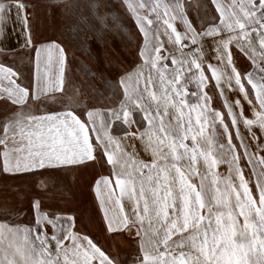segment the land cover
Masks as SVG:
<instances>
[{
  "label": "snow or ice",
  "instance_id": "6c2138e0",
  "mask_svg": "<svg viewBox=\"0 0 264 264\" xmlns=\"http://www.w3.org/2000/svg\"><path fill=\"white\" fill-rule=\"evenodd\" d=\"M41 7L0 0V46L14 52L7 41L19 25L34 62L25 77L0 61V173L38 188L57 172L84 173L97 230L83 212L39 195L27 204L17 197L21 207L5 196L0 264H264V0H121L141 42L130 63L105 55L114 64L100 73L110 95L98 91L104 99L92 102L66 87L71 45L42 42L34 28ZM48 7L71 14L74 38L99 60L86 32L97 31L93 18L104 23L98 10L108 5ZM240 56L253 71L238 68ZM221 163L227 176L216 171Z\"/></svg>",
  "mask_w": 264,
  "mask_h": 264
},
{
  "label": "rangeland",
  "instance_id": "374dc122",
  "mask_svg": "<svg viewBox=\"0 0 264 264\" xmlns=\"http://www.w3.org/2000/svg\"><path fill=\"white\" fill-rule=\"evenodd\" d=\"M38 2L43 5V7L37 11V20L40 24H44V27L42 29V27L38 28L34 25V28H37L38 31L42 29L43 33H39L42 42H49V40L52 39L58 42L63 41L65 45H71V52L68 56L69 63L66 70V74L71 76L66 84L69 93L72 94L73 90H76L81 94V99L86 102H92L94 96L102 101L104 97L98 96V91L104 92L105 96H107L110 95V90L106 88L100 73L104 72V74L107 75L111 67L114 66V64L110 65L108 60L104 59L105 55L108 56L109 60L114 61L118 56L124 64L130 63L137 53L138 43L141 42V37L138 34L130 13H128L125 8L121 7V0H101V3L107 4L108 7H102L98 11L100 15L106 16V20L104 23H101L98 19L93 18L92 25L97 31L86 32V38L89 42L95 37V47H98L100 52V59L98 60L95 48L89 51L87 45H81L79 41L74 38V29L76 25L73 22L71 14L65 12L62 8L48 7L50 4L56 5L62 3V0H38ZM88 2H90V0H79L81 4ZM192 2L195 3L196 0H192ZM85 14H89L87 9H85ZM191 14L195 16V10H193ZM177 26L178 28L180 27L179 22H177ZM100 33H103L104 39H100ZM81 38H85V34H82ZM166 48H168L169 51L172 50L171 47L167 45V42ZM31 55L32 53L28 50L24 52L22 56L25 57L24 60L30 63ZM3 57V55H0V61L9 63V60ZM10 65L23 71L25 77L31 73L30 68H27L28 65L26 64L16 66L12 63ZM237 66L240 70L245 72L253 71L251 62L247 61L243 56L237 58ZM80 81L83 83H80ZM212 84H214V82H211L206 89L210 93L213 91ZM81 85H84V87L82 88ZM4 111V102L0 101V116L3 115ZM138 115L139 117L136 118L137 124L144 123L141 114L138 113ZM219 140L223 142V137ZM129 151H131V149H129ZM243 164L244 162H242V166ZM217 167L219 169V174L222 176L228 174L227 163H221ZM244 171L247 177L250 169L245 167ZM84 175V173L78 175L72 170L57 172L51 175L46 188H38L33 184L31 177H25L23 180L20 178L13 179L11 177L6 178L3 173H0V208L4 206L3 198L5 196L9 197L10 203H14L16 207H21L20 201L16 199L17 197H20L24 204H27L29 199L39 195L46 205L73 208L78 212H83L86 220L89 221L91 230L95 232L97 229L95 227L94 196L93 194H89L87 188L83 186V184H85ZM68 177H72L73 179L69 181ZM233 179H235V177H233ZM5 185L9 187H5ZM4 218L5 217L0 215V219ZM28 219H30V217L21 215L17 222L27 223ZM101 239L106 242L107 245L117 248L121 256L130 253V249L123 242H114L110 236H101Z\"/></svg>",
  "mask_w": 264,
  "mask_h": 264
},
{
  "label": "crops",
  "instance_id": "0c3cea01",
  "mask_svg": "<svg viewBox=\"0 0 264 264\" xmlns=\"http://www.w3.org/2000/svg\"><path fill=\"white\" fill-rule=\"evenodd\" d=\"M37 14H38V12H37ZM37 19H38V17H37ZM36 19V21H35V24L34 25H36L38 28L39 27H42V29H43V27H44V24H40L39 23V21ZM42 29L39 31V33H43L42 32ZM58 42V41H57ZM7 43L8 44H10L11 45V47H12V49H14V52H7V53H5L4 51H3V48H2V46H0V55H3L4 57L3 58H5V57H7V58H5L6 60H9V63H6V64H8V65H10V64H14V65H16V66H22L23 64H26V65H28L27 66V68H30V74L29 75H27L26 77H30L31 76V74H32V72L34 71V62H28L27 60H24L25 59V57H23L22 55H23V53L24 52H26V51H28L29 49L28 48H22L21 47V45H23V43H24V36H23V34L20 32V29H19V25H17V32H16V34L15 35H12L11 37H10V39L7 41ZM31 57H32V55H31ZM247 59V58H246ZM247 61H249L248 59H247ZM5 63V62H4ZM213 63H215V62H213ZM66 77H67V82L70 80V77L71 76H68L67 74H66ZM28 82V80L26 79V80H24V83H27ZM80 83H83L82 81H80ZM81 87L83 88L84 87V85L82 86L81 85ZM227 95L229 96V99H231L232 97H233V94L231 93V92H228L227 93ZM221 104H222V101L219 99V98H215V104H214V107H216V108H220L221 107ZM58 107V106H57ZM58 110H60L59 108H58ZM137 114H138V112H137ZM140 114V113H139ZM145 123V122H144ZM134 126H136V125H134ZM208 131H211V129H209ZM222 130L219 128V127H217V129H216V139H217V141L218 142H220V138H221V136H220V132H221ZM121 136H122V134H120ZM126 143H131V141H126ZM188 143H190V141H188ZM129 150V149H128ZM137 151L139 152V155H140V158H142V159H148V156L139 148V145H137ZM201 166H202V162H201ZM216 171L218 172L219 171V169H218V167L216 168ZM219 173V172H218ZM228 174H226L225 176H227ZM68 179H69V181H70V179H73L72 177L70 178V177H68ZM68 181V182H69ZM83 186H85L86 188H87V190H88V186L86 185V183L85 184H83ZM69 187H70V183H69ZM88 193L89 194H93V196H94V193H92V192H90L89 190H88Z\"/></svg>",
  "mask_w": 264,
  "mask_h": 264
},
{
  "label": "trees",
  "instance_id": "16d2710c",
  "mask_svg": "<svg viewBox=\"0 0 264 264\" xmlns=\"http://www.w3.org/2000/svg\"><path fill=\"white\" fill-rule=\"evenodd\" d=\"M138 117H139V115H138L137 113H135V114H134V118H135L136 121H137L136 118H138ZM120 134H122V133H120Z\"/></svg>",
  "mask_w": 264,
  "mask_h": 264
}]
</instances>
